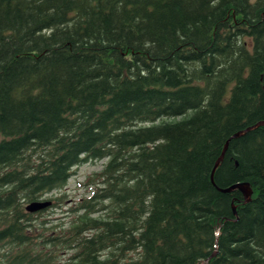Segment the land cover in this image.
I'll return each instance as SVG.
<instances>
[{
  "label": "trees",
  "instance_id": "trees-1",
  "mask_svg": "<svg viewBox=\"0 0 264 264\" xmlns=\"http://www.w3.org/2000/svg\"><path fill=\"white\" fill-rule=\"evenodd\" d=\"M262 121L264 0H0V264H264Z\"/></svg>",
  "mask_w": 264,
  "mask_h": 264
},
{
  "label": "rangeland",
  "instance_id": "rangeland-1",
  "mask_svg": "<svg viewBox=\"0 0 264 264\" xmlns=\"http://www.w3.org/2000/svg\"><path fill=\"white\" fill-rule=\"evenodd\" d=\"M104 160H92L78 165L74 168L73 174L68 179L67 183L60 189L44 194L43 198L55 197L64 195L62 201L58 202L57 206L47 208L37 220H47L49 226L56 224H67L70 219L69 206L72 205L77 199L84 197L88 194L89 187L93 182H96V173L102 169ZM90 178L91 181L87 182Z\"/></svg>",
  "mask_w": 264,
  "mask_h": 264
},
{
  "label": "water",
  "instance_id": "water-1",
  "mask_svg": "<svg viewBox=\"0 0 264 264\" xmlns=\"http://www.w3.org/2000/svg\"><path fill=\"white\" fill-rule=\"evenodd\" d=\"M258 124L259 125L260 124L264 125V121L259 122ZM236 136H237V134L234 135V137H236ZM220 159H221V157H219L217 159V161L215 162L214 168H216V166L218 165ZM233 187H238L242 191V193L244 195V198H245V201H248L249 196L251 195V191H250L249 186H248L247 183L235 184ZM50 205H51V201L50 200H37V201L28 203L25 206V209L28 212L34 213V212L43 210V209L49 207Z\"/></svg>",
  "mask_w": 264,
  "mask_h": 264
},
{
  "label": "bare ground",
  "instance_id": "bare-ground-1",
  "mask_svg": "<svg viewBox=\"0 0 264 264\" xmlns=\"http://www.w3.org/2000/svg\"><path fill=\"white\" fill-rule=\"evenodd\" d=\"M57 199V198H56Z\"/></svg>",
  "mask_w": 264,
  "mask_h": 264
}]
</instances>
